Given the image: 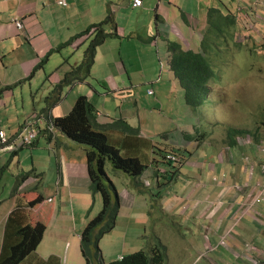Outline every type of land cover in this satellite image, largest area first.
Here are the masks:
<instances>
[{"label": "crops", "instance_id": "1", "mask_svg": "<svg viewBox=\"0 0 264 264\" xmlns=\"http://www.w3.org/2000/svg\"><path fill=\"white\" fill-rule=\"evenodd\" d=\"M60 1L0 0V131L16 147L11 152L0 145V253L4 243L14 242L17 227L27 223L28 218L32 225L37 222L46 225L41 243L55 244L59 249L79 244L80 234L91 220L88 211L95 206L97 196L90 191L88 148L78 145L51 124V119L70 112L74 105L71 91L79 86L81 95L87 96L97 109V122L105 131L123 138L119 127L116 129L120 132L114 128L117 121H125L130 127L138 128L139 137L151 142L153 147L160 142L166 148L179 149L184 159L182 166L194 170L192 180L189 177L190 181L168 202L163 194L156 196L151 192L154 186L162 190L169 175L161 172L158 163H152L157 156L147 149L145 153L152 164L138 179L146 192L137 194L134 186L137 180L130 181L134 191H130L131 210L135 202L146 205L145 219L159 206L162 212L170 210L172 215L181 211L183 218L195 219L199 229L204 228L212 215L222 220L218 231L224 228L223 232H230L231 219L225 224L230 213L244 212L241 209L252 202L253 193L264 191L263 183L258 186V182L255 187L244 184L250 159L242 158L243 147L252 150L256 145L257 150L264 149V137H255L249 129L235 127L227 130L220 143L213 141L211 130L196 143L188 129L177 124L174 127L169 120L159 119L164 125L162 129L148 121L152 120L153 111H159L162 118L161 110H155L152 105L164 111L169 102L172 112L177 102L183 106L181 100L185 101L184 90L168 64L166 42L171 39L173 28L182 29L184 36L176 33L181 37L178 43H186L185 50L201 52L212 62L219 86L222 83L224 87L227 74L233 73L234 65L230 61L236 50L243 51L247 43L254 42L253 37L264 38V0H142L141 7H134V0H66L65 5ZM232 7L236 12L231 11ZM108 18L113 20V24L105 27L110 36L98 47L90 75L84 82L63 85L69 88L65 97V92L61 93L64 87L58 95L52 94L66 73L83 61L94 37L92 31L83 33ZM16 20L23 24L22 29L16 26ZM162 58L169 71L166 81ZM158 60L163 65L155 70ZM150 69L153 75L148 72ZM166 82L170 83L167 90ZM19 88L21 97L17 95ZM149 90L154 93H148ZM167 91L171 96L165 100ZM153 96L156 100H151ZM184 109L196 117L197 123L205 119L198 118L196 110L189 106ZM31 124L37 127L39 135L32 146H22L18 135ZM232 130L245 133L238 134L230 144ZM41 137L47 140V146H41ZM214 159L216 163L212 162ZM254 168L252 164L251 173ZM218 170L227 179L215 180ZM121 175L115 173V177L122 178ZM180 175L181 171L174 181ZM210 177L208 183L206 179ZM218 187H225L224 191L216 202L209 204ZM128 203L121 204L119 216L123 205ZM218 204L221 207L214 208ZM247 213L255 219L252 226L263 232L264 206ZM238 226V232L235 229L231 232L235 239L253 234L251 226L241 220ZM40 254L36 252L35 257L43 263L45 258Z\"/></svg>", "mask_w": 264, "mask_h": 264}, {"label": "rangeland", "instance_id": "2", "mask_svg": "<svg viewBox=\"0 0 264 264\" xmlns=\"http://www.w3.org/2000/svg\"><path fill=\"white\" fill-rule=\"evenodd\" d=\"M231 11L236 12V9L232 7ZM175 27V30L172 27L173 35L168 41L179 42L178 38L181 37H179L176 32L184 36L182 29L178 26ZM257 28L258 27H256V29ZM253 39L254 42L247 43L248 46H245L243 51L236 50V55L233 59L231 58L230 62L234 65L232 67L233 73H226L229 78H227L224 87L222 83L220 86V83L215 86V96L218 97V101H216L213 110H211V117H204L205 119L197 123L198 121L195 116L187 114L185 109L182 110V108L188 106H186L187 103L185 104L186 101L181 100L183 106L180 105V101L179 105L182 106V108L177 102L172 112L170 111V106L167 105L169 102L166 104V107H164V111H162L163 109L161 107L152 105L155 110H161L162 118L160 117L159 111H153L151 112L153 118L152 120L150 119L148 123H152L156 128L162 129L164 125L159 122V119H162L163 122L169 120L174 127H176L177 124L180 128L188 129L196 143L199 142L203 134H206L209 130L212 131L213 141L215 143H220L224 140L227 130L235 127L249 129L255 137H264V38L253 37ZM181 45H183L182 47H187L186 43L183 41ZM132 60H134V57ZM162 60L165 62V72L163 75V79L165 80L169 71L166 60L163 58ZM210 64L213 68L212 62ZM162 65L163 64L158 60L155 70L160 69ZM152 71L153 70L150 69L148 72L153 75ZM165 84L166 90L170 88L169 82ZM80 89L79 86L71 91L70 97L72 96L74 103L79 96H82ZM21 93L22 89L19 88L17 95L21 97ZM61 93H64L65 97L69 93V88L65 86ZM164 94H166L164 95V97H166L165 100L171 96L170 91ZM172 94H176L175 89L172 90ZM184 96L182 99H185ZM152 99L156 100V96H153L151 100ZM69 100L70 98L66 103H68ZM196 112L198 114L197 117L201 119V113L198 111ZM171 119L174 121L172 122ZM193 125L197 128L194 129L192 127ZM40 141L41 146H47L46 139L41 137ZM157 144H159L156 145L158 149L155 150L158 151L160 148H164L163 143L158 142ZM242 153V158L244 160H246V156L250 159L247 161L249 170L245 174L246 182L244 184L249 183L250 186L253 185L252 187H255L258 182L264 184L263 169L261 168V166L264 165V149L257 150L256 145L252 150L249 147H243ZM184 155L187 156V154ZM157 158L161 160L160 156H157ZM255 158L259 160L256 161ZM202 159L206 158L203 156ZM212 162L216 163L217 160L214 159ZM252 164H254L255 168L251 173L250 168ZM174 166V164L164 162L162 159L159 168L163 173L170 172L168 174L169 178H165V184L161 187L162 190L154 186L151 191L156 196H162L163 194V197H165L168 202L179 189L183 188V184H187V182L190 181V179H188L189 177H191V180L194 177V170L184 165L180 167L181 175L174 181V178L178 176V174H173L175 170L173 169ZM206 170L208 174L212 175L209 167H206ZM106 172L108 177L115 181L120 201H122L121 204L125 201H129L128 205H123L124 209H122L121 215L118 216L115 229L106 234L100 241V250L107 263L117 261L121 256H130L140 250H145L151 255L149 251L154 246L161 245L166 248L167 254V259L164 264H264V230L260 232L258 226L254 224L252 226L255 219L250 215L251 213H247V215L243 217L244 212L238 213L237 215L236 211L231 212L229 217L225 220V224H227L228 220L231 219L232 224L230 227L232 229L230 232H226V230L223 232L224 228L218 231V225L222 220L219 221L217 218H213L212 215L204 228L199 229L200 225L195 219L183 218V213L181 211L180 213L176 211V215H172L170 210L162 212L161 206H159L157 210L154 208L149 216H145V219L144 209H146V205L135 202L133 210H131L129 205L132 201L130 198V191H133L130 181L133 178L124 173H121V176H123L122 178L115 177V173L118 171H116L110 163L106 165ZM222 174L224 173L218 170L216 172L218 176L216 180H223L226 178L225 175ZM250 176H252V178H250ZM206 181L210 183L211 177L209 180L207 178ZM215 184L217 185V183H214V185ZM121 188L123 189L121 190ZM223 188L225 187H218L215 190V194L212 195L209 204L216 202L217 197L224 191ZM136 193L139 194L137 190ZM96 196L95 206L88 211L91 219L95 218L103 208L101 196L99 194ZM261 205L264 206L263 201L259 204H255V207H251L249 211L255 212ZM218 207H221V205L218 204L214 208ZM214 208L211 210H214ZM165 209L168 210L169 207L165 205ZM131 213L132 217L129 216ZM28 220L30 219L28 218ZM240 220L243 224L251 226L253 234H243L240 239H235L234 236L236 235L232 233L234 235L232 236L231 232L234 229L235 232L240 230L239 226L236 227ZM213 221L216 222V225ZM55 246V244L43 242L36 249V252L41 253L40 255L45 258L43 264H63L64 262V264H87L86 259L81 253L80 240L79 244H70V248L66 249H64L65 246L62 249ZM51 255L56 256L48 261ZM22 264L42 263H40L34 255H30Z\"/></svg>", "mask_w": 264, "mask_h": 264}, {"label": "trees", "instance_id": "3", "mask_svg": "<svg viewBox=\"0 0 264 264\" xmlns=\"http://www.w3.org/2000/svg\"><path fill=\"white\" fill-rule=\"evenodd\" d=\"M108 24H113V20L108 18L83 33L84 35L91 31L94 33V37L85 51L83 61L66 73L61 84L54 88L52 94L58 95L63 85L72 86L78 81L84 82L87 79L94 64L98 47L110 36L105 30ZM166 48L169 54L170 71L182 86L187 105L200 112L202 116L211 117V110L218 101V97L215 96V86L218 84L215 70L201 52L185 50L176 41H167ZM52 105L54 104H50L49 108ZM97 117V109L94 104L87 96L82 95L78 97L67 115L51 119V124L57 130L77 144L88 148L86 159L91 180L90 191L93 195L99 194L103 202L101 212L88 222L81 234V253L87 264H164L167 254L166 248L161 245L154 246L149 251L151 255L145 250H140L130 256L123 257L122 260L108 263L105 261L99 244L106 234L115 229L121 209L118 190L107 175L106 165L110 163L116 171L136 179L134 186L140 194H143L146 192V188L139 183L138 179L143 176L150 164H160L163 159L164 162L175 165L174 175L179 173L184 160L180 150L165 146L158 151L155 150L158 148L153 147L151 142L139 137L140 130L138 128L130 127L125 121H117L115 124L114 130L119 127L121 136H124L120 138L116 133L110 134L111 132L105 131L104 127L98 124ZM242 133L245 131L232 130L233 136H230V144H233L234 138ZM147 149L152 150L154 155L160 156L161 160L154 157L150 163L149 157L145 153ZM170 154L177 158L176 162L168 159ZM1 174L0 172V181ZM46 228L42 222L32 225L29 220L18 226L13 236L14 242L10 245L7 243L3 245L0 264H22L30 255L35 256ZM52 258H48V261Z\"/></svg>", "mask_w": 264, "mask_h": 264}, {"label": "built area", "instance_id": "4", "mask_svg": "<svg viewBox=\"0 0 264 264\" xmlns=\"http://www.w3.org/2000/svg\"><path fill=\"white\" fill-rule=\"evenodd\" d=\"M65 1L66 0H61L60 4L65 5L66 4ZM142 3H143L142 0H134L133 6L141 7ZM15 24L19 29L23 28V24L20 21L16 20ZM148 93L153 94L154 91L149 90ZM38 135H39V131L37 127H35L34 124H31V125L26 126L25 129L22 130L18 136H19L22 146L30 147L34 144ZM13 144L14 143L11 142L10 138H8L6 133L4 131H0V145L4 147L6 150L12 152L16 148L15 145ZM168 159H170V161L172 162L177 161V158L172 154L168 156ZM263 175H264V167H263ZM259 185L261 186L262 183H258V186ZM263 195H264V191H261L259 193H253L252 202H249L248 204L244 205L241 211H244L246 213L249 212L251 207H255V204H259L262 201Z\"/></svg>", "mask_w": 264, "mask_h": 264}, {"label": "clouds", "instance_id": "5", "mask_svg": "<svg viewBox=\"0 0 264 264\" xmlns=\"http://www.w3.org/2000/svg\"><path fill=\"white\" fill-rule=\"evenodd\" d=\"M215 180H216V179H215ZM122 259H123V257H120V258H119V260H122Z\"/></svg>", "mask_w": 264, "mask_h": 264}]
</instances>
